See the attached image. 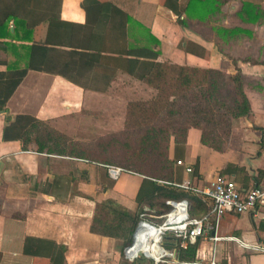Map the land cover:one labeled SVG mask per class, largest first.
<instances>
[{
  "label": "crops",
  "instance_id": "1",
  "mask_svg": "<svg viewBox=\"0 0 264 264\" xmlns=\"http://www.w3.org/2000/svg\"><path fill=\"white\" fill-rule=\"evenodd\" d=\"M5 2L12 6L0 7V17L18 4V0H0V6ZM97 3L113 5L129 16L125 39L116 32L105 34L119 19L107 7L108 23L97 27L105 36L82 42L92 49L76 51L78 55L70 54L68 30L58 52L32 55L30 48L40 45L34 42L38 41V33L33 32L38 14L33 11L29 16L21 11L19 19L26 26L9 20L6 30L0 31V102L8 92L10 70H22L32 62L37 68L58 71L29 69L5 109L0 108V264H127L123 255L127 240L93 231V220L97 206L106 201L137 214L138 193L150 187L144 178L123 171L113 180L102 165L41 153L34 140L25 146L21 140L34 121L63 135L72 134L73 127L86 131L94 126L101 137L105 127L114 124L117 106L111 96L145 85L129 74L127 63L135 57L118 53L121 49L154 48L161 64L214 69L228 76L239 70L251 115L233 121L222 151L203 145L201 131L191 128L185 145L170 144L169 159L174 162L175 181L189 182L199 191L219 175L233 179L242 190L264 189V0H172L170 7L164 0H61L59 18L77 24L80 34H85L89 24L84 7ZM72 60L77 65L67 69L63 64ZM88 94L100 99L89 103L92 110L85 108ZM178 160L191 166L193 174L176 165ZM212 235L219 239L210 240ZM28 238L38 241L32 247L37 249L35 257L24 252ZM250 246L264 247V201L243 214L226 213L215 234L200 239L198 262L175 259L163 264H209L211 260L264 264V252ZM129 262L154 264L141 258Z\"/></svg>",
  "mask_w": 264,
  "mask_h": 264
},
{
  "label": "trees",
  "instance_id": "2",
  "mask_svg": "<svg viewBox=\"0 0 264 264\" xmlns=\"http://www.w3.org/2000/svg\"><path fill=\"white\" fill-rule=\"evenodd\" d=\"M170 2L172 0H164L165 5L169 7L171 6ZM11 6V3L5 2L0 7L4 9ZM60 6L61 0H18V4L12 13L0 17V31L6 30L9 20H13L15 26L19 22L26 26L27 23L19 19L22 10L27 11L25 14L28 16V12L32 11L34 14H38L34 21V26L37 29H34L33 32L38 33V41L34 39V42H38L40 45L31 47L30 53L33 55L38 52L40 56H44L48 51L58 52L59 48L64 47L61 44L64 30H68L71 38L68 44L71 55H78L76 51L91 50L92 48H87L81 43L87 39L91 41L99 35L104 37L105 34H115L114 32H116L117 36H121L122 39L126 37V22L130 18L125 12L113 5L97 3L94 6L84 7L89 24V31L85 34H80V27L77 24L59 18L58 8ZM105 8L119 19L117 24H114L112 28H107L103 34L104 30H97V27L108 23V12H105ZM177 16L179 23L184 27L180 21L181 15L178 13ZM103 19L107 22H103ZM115 27L118 28V31ZM3 34L1 32V35ZM47 43L52 48H48L49 46L45 45ZM154 44L158 45V42L154 41ZM181 47H183L182 44ZM118 53H129L135 57L134 60L128 61L127 70L139 81H144L149 85L156 84L160 93L159 97L155 98L157 103L168 105L170 96L167 95L168 91L171 95L174 93L176 95L183 94V100L191 104V106H187V109L189 108L186 115L188 122H170L165 126H160L157 123L138 124L133 129H125L122 132H113L100 137L92 145H84L78 141L70 140L42 122L34 121L21 134L24 146L34 140L38 146V151L41 153L69 156L82 159L88 163L102 165L106 169L118 167L127 173L141 175L150 187L148 190L141 189L139 191L137 196L139 206L150 205L149 207L152 208L156 199L188 200L192 205L193 216H201L207 213L208 208L200 197L173 186L177 182L175 181L174 162L169 159V148L171 140L176 145H185L188 130L196 128L201 131V143L203 145L217 151L224 149L233 125L231 120L251 115V105L243 89L240 71L238 70L236 74L228 76L214 69L203 70L161 64L157 62L159 51L150 47H138L129 51L121 49ZM140 59L144 61H140ZM33 65L32 62H29L26 68L22 70L13 69L9 71L7 76L8 92L5 99L0 102L1 109H5L6 100L20 84L29 69L58 72L57 70H44ZM63 65L68 69L69 66H76L77 62L72 60ZM59 73L62 74V71ZM71 81L76 82L73 79ZM166 83L173 85H168V90H166V87L161 86L162 84L167 85ZM197 87L200 88L199 91H196ZM202 100H206V104H203ZM173 102L175 103V100ZM133 107H137V105L134 104ZM217 111H225L228 119H220L216 115ZM191 112L192 114H190ZM169 113L173 115L175 112L170 111ZM223 125L227 126L226 131L218 133L215 128ZM230 166H227L225 172L229 170ZM138 221V214L128 212L113 201H106L97 206L92 229L104 235H121L128 244ZM131 241L132 238L129 246ZM35 242L38 241L30 238L25 241V254L36 256L37 249L35 251L32 249V247L35 248ZM199 247L200 240L196 244H188L186 248L177 249L176 259L185 263L198 262ZM126 263L134 264L127 261Z\"/></svg>",
  "mask_w": 264,
  "mask_h": 264
},
{
  "label": "built area",
  "instance_id": "3",
  "mask_svg": "<svg viewBox=\"0 0 264 264\" xmlns=\"http://www.w3.org/2000/svg\"><path fill=\"white\" fill-rule=\"evenodd\" d=\"M176 165L185 167L186 173L193 174V168L185 166L182 161L178 160ZM107 172L111 179L117 180L123 170L118 167H108ZM173 186L200 197L208 211L197 217L192 215V205L188 200H162L169 207V211H162L163 213L160 212V216L156 217L154 214H157V211L146 205L140 206L137 212L139 223L135 232L143 223H149L156 227L160 225L165 227L157 243L160 247V252L152 257L154 264H163L175 260L177 258V249L186 248L188 244H196L198 240L204 238L207 234H215L222 217L226 213L243 214L254 210L264 201L263 188L251 187L242 190L233 179L223 175L217 176L210 187L201 191L192 187L189 182H177ZM155 219L161 222L157 223ZM165 237H169L167 239L168 243L173 244L176 242L177 248L169 249L163 246L162 242ZM218 239L216 235L210 237L212 241ZM127 248L124 249L123 255H125ZM250 248L258 252H264L263 246H250ZM209 264H216V262L211 260Z\"/></svg>",
  "mask_w": 264,
  "mask_h": 264
},
{
  "label": "rangeland",
  "instance_id": "4",
  "mask_svg": "<svg viewBox=\"0 0 264 264\" xmlns=\"http://www.w3.org/2000/svg\"><path fill=\"white\" fill-rule=\"evenodd\" d=\"M79 81V80H78ZM77 81V82H78ZM88 82V81H87ZM158 82V81H157ZM142 85H136L134 89H123V91L120 93H116V95L111 96V101L115 103L117 106L116 111H114L113 119L114 124H108V127H105L104 134L101 136H106L108 134H111L113 132H122L125 129H133L136 125H145L146 123H157L160 126L168 125L170 122H188L186 115L187 106H191L190 103H187L185 100H183V94L171 95V93L168 91L167 95L169 96V101L164 104H159L156 102L157 96L159 97V89L156 88V84L149 85L148 83L144 82ZM167 85L164 86L162 84L161 86L166 87V90H168V85H173L172 83H166ZM200 88H196V91H199ZM126 92V93H125ZM156 98V99H155ZM175 100V103L173 102ZM99 97L95 95H87L86 99H84V103H87V106L85 107L86 110H92L91 106H89V103H97L99 102ZM109 101V100H108ZM203 104H206V100H202ZM136 104L137 107H133V105ZM194 102L192 103L193 106ZM170 111L175 112L173 115H170ZM87 113L93 114V111H88ZM84 115H86L85 112H83ZM192 114V112L190 113ZM216 115L220 117L222 120L228 119V115L225 111H217ZM234 121V120H233ZM231 120V122H233ZM86 128V127H84ZM227 126L223 125L219 128H215L218 133H224L226 131ZM74 131H72L70 135H64L70 140L75 141H81L82 144L92 145L94 140L96 138H100L99 134L96 133V127L89 126L86 128V131L83 128H80L79 130L76 127L72 128ZM89 131H88V130ZM210 129V128H208ZM96 141V140H95ZM171 143L172 140H171ZM163 199H157L155 202V205L151 208L152 210H155L157 212L163 211L168 212L169 208L167 209L165 203L162 201ZM148 206V205H146ZM150 206V205H149ZM148 206V207H149ZM162 212V213H163ZM153 215V214H152ZM156 217L160 216V213L154 214ZM157 223H160L158 219H155ZM139 223V221H138ZM137 223V225H138ZM137 225L132 233V235L129 238V242L125 248L129 246L130 240L133 237V234L137 228ZM124 248V249H125ZM141 259H143L144 262H148L152 260V257H146V256H140ZM139 258V259H140ZM129 262V261H127ZM146 264V263H145Z\"/></svg>",
  "mask_w": 264,
  "mask_h": 264
},
{
  "label": "bare ground",
  "instance_id": "5",
  "mask_svg": "<svg viewBox=\"0 0 264 264\" xmlns=\"http://www.w3.org/2000/svg\"><path fill=\"white\" fill-rule=\"evenodd\" d=\"M165 227L160 225L156 227L149 223H143L135 232L133 243L130 245L124 255L128 261H134L140 256L154 257L160 252V247L157 244L159 236Z\"/></svg>",
  "mask_w": 264,
  "mask_h": 264
},
{
  "label": "water",
  "instance_id": "6",
  "mask_svg": "<svg viewBox=\"0 0 264 264\" xmlns=\"http://www.w3.org/2000/svg\"><path fill=\"white\" fill-rule=\"evenodd\" d=\"M167 239H169V237H165V238H164V240H163V242H162V245H163V246H167V245L169 246V245H172L174 248H177V243H176V242L173 243V244H169V243L167 242ZM132 240H133V239H132ZM132 242H133V241H132ZM131 244H132V243H131ZM131 244H130V245H131Z\"/></svg>",
  "mask_w": 264,
  "mask_h": 264
}]
</instances>
